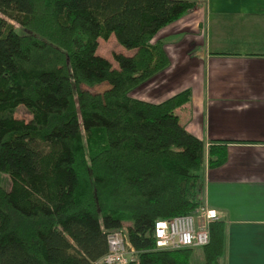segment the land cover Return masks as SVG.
Listing matches in <instances>:
<instances>
[{
	"label": "trees",
	"instance_id": "1",
	"mask_svg": "<svg viewBox=\"0 0 264 264\" xmlns=\"http://www.w3.org/2000/svg\"><path fill=\"white\" fill-rule=\"evenodd\" d=\"M192 0H0V264H95L125 230L128 264H189L156 249L154 224L196 216L204 172L228 161L180 124L184 91L161 103L133 91L170 65L166 26ZM114 36L133 54L97 55ZM23 107L30 117L15 116ZM125 228L123 229V226ZM202 263L219 264L224 224H209Z\"/></svg>",
	"mask_w": 264,
	"mask_h": 264
},
{
	"label": "crops",
	"instance_id": "2",
	"mask_svg": "<svg viewBox=\"0 0 264 264\" xmlns=\"http://www.w3.org/2000/svg\"><path fill=\"white\" fill-rule=\"evenodd\" d=\"M201 1L155 36L170 66L148 94L132 97L156 104L191 89L176 110L180 124L206 144H229L227 163L206 181L205 205L224 224L219 264H264V0ZM184 73L194 84L182 86ZM193 256L202 262L201 252Z\"/></svg>",
	"mask_w": 264,
	"mask_h": 264
},
{
	"label": "built area",
	"instance_id": "3",
	"mask_svg": "<svg viewBox=\"0 0 264 264\" xmlns=\"http://www.w3.org/2000/svg\"><path fill=\"white\" fill-rule=\"evenodd\" d=\"M207 221L199 224L192 215L159 220L154 224L156 249L173 251L201 249L209 244V224L217 222L212 211ZM107 254L95 264H128L134 260L135 251L130 247L126 231H117L107 236Z\"/></svg>",
	"mask_w": 264,
	"mask_h": 264
},
{
	"label": "rangeland",
	"instance_id": "4",
	"mask_svg": "<svg viewBox=\"0 0 264 264\" xmlns=\"http://www.w3.org/2000/svg\"><path fill=\"white\" fill-rule=\"evenodd\" d=\"M192 1H195L196 2V7H197V2L199 3V2H201L202 3V1L201 0H192ZM199 7V6H198ZM197 7V8H198ZM197 8H195L193 11H195ZM205 27V31H207V26H204ZM155 41H157V40H155V38L152 40V42H155ZM187 45H190V42H187ZM172 52V53H171ZM171 54L173 55V53H175L176 52V50L174 49V48H171ZM114 53H120V54H123L124 56H127V57H130L132 54H133V52L132 51H128V50H126V49H124L123 47H121L120 45H118L117 43H116V40H115V38H114V36H111L110 37V39L108 40V41H102V40H100L99 41V47H98V51H97V55H99V56H101V57H103V58H105V59H107L108 61H110L112 64H113V66L116 68L117 67V65L114 63V61H113V59H112V56H113V54ZM173 57H174V60H175V58L176 59H178L179 57H181V56H174L173 55ZM182 59V58H181ZM170 66V65H169ZM168 66V67H169ZM182 66H184L183 64H182V62H180L179 64H178V67H179V69L182 67ZM186 66H187V70L189 71V72H191L192 74H195V75H197V73H198V70H197V72L195 71V68H192V66H193V64L192 63H188V64H186ZM181 70V73H183L185 70H183V68L182 69H180ZM165 71V70H164ZM163 71V72H164ZM160 73L159 75H157L156 77H154L153 79H151V80H149L147 83H145V84H143V85H141V87H139L138 89H136V91L134 92V96H139L140 94H142L143 96L144 95H146V94H148V86H149V84L151 83L152 85L154 84V83H156V84H159L161 81V79L162 78H160L161 76H163L165 73ZM185 74V77L187 78V79H189V80H186V81H183V85L182 86H184V87H186V85L187 84H189V82L190 81H192V83L194 82V80H193V78H190L189 76V74L188 73H184ZM156 81V82H155ZM150 84V85H151ZM194 84V83H193ZM180 88H178L177 90H179ZM176 90V91H177ZM189 91L190 92V94H191V97H192V92H191V89L190 88H184V89H182V90H180V92H178V93H176V94H179V93H181V92H184V91ZM152 92V91H151ZM151 92H150V94H151ZM175 96V95H174ZM191 97H190V101L188 102V103H190L191 102ZM187 103V104H188ZM186 105V104H185ZM184 105V106H185ZM183 107V106H182ZM181 108V107H180ZM179 109V108H178ZM15 116L17 117V118H22V119H28L29 117H30V115L28 114V112L23 108V107H18V109H17V111H16V114H15ZM207 143V142H206ZM205 143V144H206ZM209 144H206V146H208ZM223 166V165H222ZM222 166H220V167H217V168H213V169H210V170H208L207 169V164L205 165V172H204V179H203V181H204V192H203V206H202V208L200 209V211H199V213L196 215V216H194L195 218H196V221L199 223V224H202V223H204V222H206L207 221V214H208V212H210V211H212V212H214L215 214H217L216 213V210H215V208L213 209V208H210V207H208L207 205H205L206 203H205V196H206V181L208 180V175H209V173L212 171V170H215V171H217V169H220ZM214 172V171H213ZM212 173V172H211ZM210 173V174H211ZM217 182V181H216ZM216 182H214V184H216ZM0 184L5 188V189H7V190H9V188H10V185H9V180L6 178V177H1V179H0ZM214 198V197H213ZM212 198V199H213ZM205 208V209H204ZM202 209H204V210H202ZM217 216V215H216ZM125 228V225L123 226V229ZM124 231V230H123ZM192 252H201L200 251V249H195V250H193ZM197 258L198 257H194L193 256V253H192V256L190 257V260H189V264H200V263H202V262H200V261H198L197 260Z\"/></svg>",
	"mask_w": 264,
	"mask_h": 264
}]
</instances>
